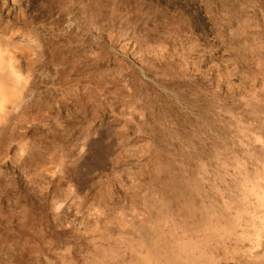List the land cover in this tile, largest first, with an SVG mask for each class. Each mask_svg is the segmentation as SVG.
Masks as SVG:
<instances>
[{
  "label": "rangeland",
  "instance_id": "374dc122",
  "mask_svg": "<svg viewBox=\"0 0 264 264\" xmlns=\"http://www.w3.org/2000/svg\"><path fill=\"white\" fill-rule=\"evenodd\" d=\"M0 264H264V0H0Z\"/></svg>",
  "mask_w": 264,
  "mask_h": 264
}]
</instances>
